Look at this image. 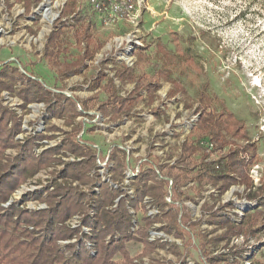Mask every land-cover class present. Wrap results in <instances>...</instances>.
<instances>
[{
    "label": "rangeland",
    "instance_id": "374dc122",
    "mask_svg": "<svg viewBox=\"0 0 264 264\" xmlns=\"http://www.w3.org/2000/svg\"><path fill=\"white\" fill-rule=\"evenodd\" d=\"M67 2L44 0L39 5H33L31 12L27 13L22 2L11 0L12 6L9 7L6 0H0V68L13 64L21 73L43 82L45 88H52L54 94L77 99V111L82 116L73 122L70 118H58L54 110H48L45 102L26 104L18 95V90L27 81L20 80H17L16 93H0V105L15 112L22 120V130L15 138L17 142L24 144L29 137L38 134L48 137L36 140L38 145L34 152L37 156L49 148L58 147L62 151L58 156L61 161H81L83 158L62 150L75 127L81 126L83 130L75 136L76 140L88 143L96 155L90 173L93 184L82 185L72 179L60 178L64 165L56 164L41 169L23 183L3 207L16 203L30 212L45 210L48 204L36 200L34 195L39 193L46 197L57 185H72L87 194L99 196L102 184L107 183L122 192L114 207L123 197L133 199L136 195L133 183L141 165H145L146 161L158 165L175 161L182 143L187 138L196 137L193 128L200 115L199 94L205 90L214 98L213 110L221 112L225 108L244 123L247 141L240 143L256 145V164L250 172L255 187L247 190L244 185H236L221 196L212 186L198 187L194 183L175 191L170 181L165 196L166 210L179 211L178 220L183 218L188 223L183 224L186 233L176 236L162 230L166 225L162 220L163 212L152 200L160 214L149 215L150 208L145 201L152 198L148 195L144 198V209L154 221L148 230V241L156 243L155 249L143 255V243L132 241L125 247L136 264H211L207 258L230 251L226 246L229 239V248L243 242L236 235L214 241L224 230L218 228L219 222L211 218V214L220 211L219 215L228 216L237 225L246 210L255 207L259 197H264L261 188L264 180V0H138L133 22L130 17H125L107 23L105 17L94 11L90 0H76L77 11L85 13L96 25L92 47L97 48L101 44L103 47L96 52L93 60L86 62L87 66L80 73L59 78L44 59V51L53 26ZM62 39L65 49L60 56L62 61H75L82 55L85 44L80 45L75 40L72 30L68 29ZM158 44L176 57L172 64H168L165 54L158 50ZM140 48L144 50L141 59L138 57ZM179 53L190 55L196 68L190 67ZM121 64L134 68L139 76L154 75L162 68L170 70L171 75L168 79L160 80L162 88L157 92L153 104L148 103L147 92L143 91L144 99L119 122H112L110 117L96 108L84 111L80 101L96 93L101 101L107 97L104 91L91 86L101 68L113 77L115 69ZM174 83L184 88L185 92L169 98L168 93L174 88ZM116 86L124 97L134 89V84L122 85L120 81H116ZM51 127L53 131H49ZM116 146L127 153L123 176L114 172L116 160L111 157V151ZM17 153L18 148L7 151L9 155ZM216 159L217 154L209 160ZM137 170L136 176L133 172ZM255 195L258 198L250 201V197ZM127 208L132 214L133 229L143 211L137 212L129 204ZM89 215L93 217L95 211L90 210ZM83 218L78 213L67 220L68 228L80 229V232L66 241H60L62 249L66 250L71 244L79 245L78 238L81 237L93 241L90 239L93 228L82 223ZM113 237L108 236L107 241L110 242ZM90 241H87V246L91 244L88 249L94 255L96 251ZM201 243L206 248H201ZM248 245L255 249V258L250 259L251 262L264 264V238L259 243L252 239ZM245 255L240 264H251L247 259L250 256L248 250ZM114 260L122 261V256L118 254Z\"/></svg>",
    "mask_w": 264,
    "mask_h": 264
},
{
    "label": "trees",
    "instance_id": "16d2710c",
    "mask_svg": "<svg viewBox=\"0 0 264 264\" xmlns=\"http://www.w3.org/2000/svg\"><path fill=\"white\" fill-rule=\"evenodd\" d=\"M15 1L24 3L26 12L30 13L33 5H39L44 0ZM6 2L9 7L12 6L11 0ZM95 28V23L85 13L77 11L76 0H68L60 18L53 26L44 51V59L59 78L70 73H80L86 66V61L93 60L96 52L103 47V44L98 45L97 48L92 47ZM68 29L73 31L75 40L80 45L86 46L82 48V55L75 61L60 59L62 52L65 51L62 37ZM157 47L165 54L168 64L176 60V57L166 52L161 44ZM143 51L141 48L138 51L140 59L144 54ZM179 54L188 61L190 67L196 68L190 55ZM170 75L171 71L167 68L159 69L151 76L145 74L139 76L134 68L119 66L115 69V77L122 85L134 84V89L124 97L119 94L114 78L101 70L93 79L91 86L93 89L104 91L107 95L106 99L101 101L99 95L95 94L80 101V104L84 111L96 108L110 117L112 122H119L130 115L144 99L143 91L147 92L148 103L153 104L157 92L162 88L160 80L168 79ZM17 80L27 81L25 86L18 90V95L26 104L45 102L48 104V110H54L58 118H70L73 122L78 116H82V113L77 111V99L64 94H54L52 88H45L43 82L21 73L13 64L0 68V93L2 91L16 93L19 82ZM179 92H185V89L174 83V88L169 91L168 97L174 98ZM198 102L200 115L198 123L193 128L196 137L187 138L182 143L175 161L163 165L146 161L147 167L141 165L138 177L133 183L136 194L133 199L130 196L123 197L114 207L116 199L122 195V192L111 188L107 183L102 184L99 196L87 194L72 185H57L53 191L47 193L46 197L35 193L36 200L48 204L47 209L36 212L21 209L16 203H12L7 208H4L3 204L8 203L21 185L41 169L56 164L64 165L60 178L72 179L82 185L93 184L90 173L95 165V151L87 145L88 143L83 144L76 140L75 136L83 130L81 126H77L66 139L62 150L66 149L75 157L83 158L81 161L67 163L61 161L58 156L62 151L58 147L49 148L37 156L34 152L38 145L36 140L44 136L41 134L31 136L24 144L17 142L15 138L22 130V120L15 112L0 105V264H136L125 247L128 242L143 243L145 247L143 255L152 252L156 245L148 241V230L154 221L144 209L146 196L150 195L154 200L153 203L163 212L162 220L166 225L162 230L182 236L186 233L183 226L188 224L187 221L183 218L180 219L181 222L178 220V210H166L165 196L168 193L167 188H170V181L175 191L191 183L198 187L212 186L221 196L236 185H244L247 190H252L255 186L250 172L256 164L257 147L251 142L243 145L240 143L247 141L248 133L244 123L225 108L221 112L213 110L214 98L205 90L200 92ZM49 131H53V128L51 127ZM15 148H18L17 155L7 154L9 149ZM215 154L218 155V159L209 160ZM111 157L116 160L114 172L123 176L126 151L116 146L111 151ZM261 188L264 190V180ZM257 198V195L251 196L250 201L254 202ZM128 204L137 212L141 209L143 211L138 220V224H141H139L140 228L136 233L134 232L135 234L131 231L133 221L132 214L127 208ZM171 205L178 208L175 204ZM90 210L95 211L93 217L89 215ZM78 213L84 217L82 223L93 228V235L90 238L93 241L83 240L81 237L78 238L79 245L71 244L64 250L59 242L66 241L76 232H80V229L76 231L66 226L67 220ZM219 213L220 211H214L211 218L218 220V228L224 232L214 241L219 242L236 235L235 237L242 238L243 242L229 248V239L226 246L230 251L207 258L208 262L216 264L223 261L226 264H240L241 260L246 258V250L250 253L247 259L254 260L255 249L250 248L248 244L252 239L259 243L264 238V197H259L255 207L246 210L237 225L228 216ZM110 235L117 237L111 238L108 242L107 237ZM87 241L93 243L96 254H91ZM200 246L206 248L203 243ZM118 254L122 256V261L114 260ZM251 260V264H256Z\"/></svg>",
    "mask_w": 264,
    "mask_h": 264
},
{
    "label": "built area",
    "instance_id": "2783aa9c",
    "mask_svg": "<svg viewBox=\"0 0 264 264\" xmlns=\"http://www.w3.org/2000/svg\"><path fill=\"white\" fill-rule=\"evenodd\" d=\"M138 0H90L91 5L93 6V9L96 13L101 14L103 17H105V22H109L110 20L113 21H118V20H122V19H126L125 17H130L132 22H133V13L136 11V5ZM130 42V40H128V43ZM212 146V145H210ZM136 173V176L138 174V170L137 172H133ZM128 194H132L131 191L126 190ZM167 201L170 202V200L167 199ZM148 204V208H150V212L149 215L152 216V214H160L159 209L156 208L153 204H152V199L150 200L149 198H146L145 201ZM151 209H153V211H151ZM138 222H135V226L132 229L133 232H136V230H138ZM86 231H90V229H85ZM117 237V236H115ZM242 239V238H241ZM90 245V246H89ZM88 247H91V244H89Z\"/></svg>",
    "mask_w": 264,
    "mask_h": 264
},
{
    "label": "crops",
    "instance_id": "0c3cea01",
    "mask_svg": "<svg viewBox=\"0 0 264 264\" xmlns=\"http://www.w3.org/2000/svg\"><path fill=\"white\" fill-rule=\"evenodd\" d=\"M87 62V61H86ZM121 65H125V64H121ZM86 66H87V64H86ZM86 66H84L83 68H85ZM118 68V67H117ZM130 68H132V67H130ZM101 70H104V69H102L101 68ZM100 70V71H101ZM108 75V74H107ZM109 76V75H108ZM109 77H111V76H109ZM112 78H114V80H115V83H116V81H119L116 77H115V74H114V76L112 77ZM100 90V89H99ZM101 91V90H100ZM97 94V93H96Z\"/></svg>",
    "mask_w": 264,
    "mask_h": 264
}]
</instances>
